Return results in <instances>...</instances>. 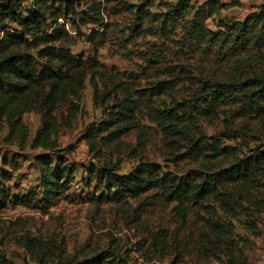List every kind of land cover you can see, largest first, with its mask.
<instances>
[{
  "label": "rangeland",
  "instance_id": "374dc122",
  "mask_svg": "<svg viewBox=\"0 0 264 264\" xmlns=\"http://www.w3.org/2000/svg\"><path fill=\"white\" fill-rule=\"evenodd\" d=\"M43 1L49 12L57 13V24L63 25L69 34L64 45L73 58L102 78H94L98 90L96 99L87 76L78 98L68 97L53 114L58 126L54 141L60 150H71L62 157L73 172L68 191L51 207L32 204L31 208H22L2 203L1 192L9 193V198L33 192L40 198L34 156L42 152L29 149V143L10 141L5 124L0 123V264H68L92 258L110 248L127 259L128 264H173L174 261L225 264L222 249H214V241H207L209 232L203 221L212 219L198 208H190L185 225L179 226L175 204H167L160 191L151 190L137 198H126L120 204L96 203L101 195L108 194L105 182L97 181L102 168H114L116 175L125 176L144 162L158 166L160 174L171 178L196 169L192 162L180 160L183 144L173 145L176 148L167 146L140 101H135L137 113L130 123L131 129L119 135L115 142L107 141L108 133L120 128L112 125L114 108L123 99L116 89L120 84L124 83L130 90L148 89L157 82H166L169 77L177 82L175 94L171 95L177 101L199 99L198 89L177 76V70L173 69L184 68L188 76H197L196 70L203 71L209 63L189 53L179 28L164 39L159 21L153 23L178 0H70L74 15L65 13L62 0ZM206 1L209 0H192L191 5L194 10L200 9ZM216 1L222 6L219 14L204 22L215 34L225 33V28L257 12L264 3V0H239V5L234 6L230 0ZM30 5V0H22L24 9H29ZM92 10L100 14L97 23H94ZM136 10L149 14L141 26L134 16ZM189 18L191 15L186 16L184 22ZM136 28L141 31L138 33ZM7 29L17 34L21 32L11 24ZM261 54L264 56V49ZM251 71L262 73L264 60L239 67L230 75L245 79ZM169 100L161 97L152 99L151 104L155 110H164ZM69 112L73 113L71 119ZM40 119L38 110L23 116L21 123L28 132V140L40 128ZM104 128H108V132L97 134L90 151L82 141L87 130ZM193 129L206 139L222 134L220 144L240 154L257 147L264 150V118L235 119L229 111L209 122L196 119ZM207 202L213 210V204ZM217 213L218 220H212L214 224L225 222L221 213ZM250 216L240 215L226 224L234 229L233 242L245 239L254 243L252 251L243 253L246 264H264V215ZM250 223L257 227L258 238L249 236ZM26 237L31 240V249L22 244ZM162 242L167 243V250H162Z\"/></svg>",
  "mask_w": 264,
  "mask_h": 264
},
{
  "label": "trees",
  "instance_id": "16d2710c",
  "mask_svg": "<svg viewBox=\"0 0 264 264\" xmlns=\"http://www.w3.org/2000/svg\"><path fill=\"white\" fill-rule=\"evenodd\" d=\"M30 1V8L24 9L22 0H0V123L5 124L10 141L22 145L29 143V149L42 152L34 156L40 198L33 192L11 198L9 193L1 192L3 204L22 208H31L32 204L51 207L68 191L73 169L66 166L62 154H70L71 150H60L54 141L58 126L53 114L68 97L78 98L87 76L96 99L98 90L94 78H102L101 74L86 70L80 60L73 58L64 45L69 34L63 25L57 24V13L49 12L43 0ZM191 1L178 0L153 23L159 21V31L164 39L179 28L189 53L209 63L203 71L196 70L197 76H188L184 68L173 69L177 70V76L198 89L199 99L177 101L171 96L175 94L177 82L169 77L166 82H157L148 89H133L135 91L124 83L120 84L116 89L123 99L114 108L116 112L112 120V125L120 128L108 133L107 141L115 142L119 135L131 129L130 123L137 113L135 101H140L167 146L176 148L173 145L183 144L184 153L180 155V160L192 162L196 169L171 178L160 174L158 166L144 162L125 176L116 175L114 168H102L97 174V181L105 182L108 194L101 195L96 203L120 204L126 198H137L151 190L160 191L167 204H175L179 226L185 225L192 207L203 211L212 220H218V211L225 222L214 224L212 220L203 221L209 232L207 241H214V249H222L225 264H246L243 253L252 251L254 243L245 239L233 242L234 229L226 221L236 220L240 215L248 218L251 214L264 215V150L257 147L247 154H240L220 144L219 138L224 137L222 134L206 139L194 133L193 127L196 119L209 122L229 111L235 119L247 116L264 118V71L260 74L251 71L245 79L231 78L230 75L236 73L239 67L264 60L261 54L264 49V3L257 12L225 28V33L215 34L207 29L204 22L217 16L222 6L216 0H209L200 9L194 10ZM230 1L234 6L239 5V0ZM62 2L65 13L74 15L73 2ZM92 14L94 23H97L100 14L95 10ZM188 15L191 18L184 22ZM134 16L140 26L149 18L148 13L140 10H136ZM9 24L21 32H10L7 29ZM137 30L138 33L141 31ZM161 97L170 98L169 106L164 110H155L151 101ZM34 110L41 113V126L28 140V132L21 122L23 116ZM72 116L73 113L69 112L68 118ZM107 129L87 130L82 141L90 151L97 134L107 133ZM253 194L259 197L255 198ZM207 201L213 204V210ZM247 232L252 239L259 237L254 223L248 224ZM30 243L28 237L22 240L25 248L31 249ZM163 249H168L165 242H162ZM68 264L128 262L110 248L92 258Z\"/></svg>",
  "mask_w": 264,
  "mask_h": 264
},
{
  "label": "crops",
  "instance_id": "0c3cea01",
  "mask_svg": "<svg viewBox=\"0 0 264 264\" xmlns=\"http://www.w3.org/2000/svg\"><path fill=\"white\" fill-rule=\"evenodd\" d=\"M261 258H263V257L261 256Z\"/></svg>",
  "mask_w": 264,
  "mask_h": 264
}]
</instances>
